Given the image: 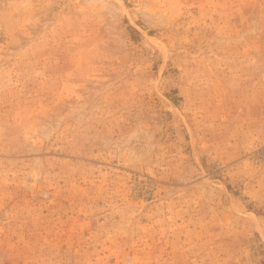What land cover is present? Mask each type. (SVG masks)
<instances>
[{
	"label": "rangeland",
	"instance_id": "374dc122",
	"mask_svg": "<svg viewBox=\"0 0 264 264\" xmlns=\"http://www.w3.org/2000/svg\"><path fill=\"white\" fill-rule=\"evenodd\" d=\"M0 264H264V0H0Z\"/></svg>",
	"mask_w": 264,
	"mask_h": 264
}]
</instances>
